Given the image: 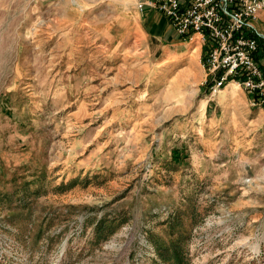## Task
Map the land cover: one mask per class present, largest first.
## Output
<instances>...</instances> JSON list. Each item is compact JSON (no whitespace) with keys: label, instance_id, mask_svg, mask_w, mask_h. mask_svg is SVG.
I'll return each mask as SVG.
<instances>
[{"label":"rangeland","instance_id":"obj_1","mask_svg":"<svg viewBox=\"0 0 264 264\" xmlns=\"http://www.w3.org/2000/svg\"><path fill=\"white\" fill-rule=\"evenodd\" d=\"M137 2L0 0V264H264V109Z\"/></svg>","mask_w":264,"mask_h":264},{"label":"built area","instance_id":"obj_2","mask_svg":"<svg viewBox=\"0 0 264 264\" xmlns=\"http://www.w3.org/2000/svg\"><path fill=\"white\" fill-rule=\"evenodd\" d=\"M137 8L157 10L184 39L200 37L213 90L234 81L253 106L264 109V70L253 23L264 0H138Z\"/></svg>","mask_w":264,"mask_h":264},{"label":"trees","instance_id":"obj_3","mask_svg":"<svg viewBox=\"0 0 264 264\" xmlns=\"http://www.w3.org/2000/svg\"><path fill=\"white\" fill-rule=\"evenodd\" d=\"M257 39H258V44H259V52H260L261 58H262L263 55H264V40H262L258 36H257ZM203 52H205V50ZM262 68L264 70V65L262 66ZM174 157L178 158V156H176V155ZM103 227H104L103 224L101 225V227H97L96 238L101 235L100 233L102 232ZM154 244L155 245H159L158 242H155ZM170 248L172 249L171 250L172 253H171V255L168 258L169 260L168 259L165 260L163 252L165 250H167V248H162L161 246L157 247V250H158V253H159V257L163 258L165 262L170 261V264H182V259L180 258V252L178 251V249L177 248H173L171 245H170Z\"/></svg>","mask_w":264,"mask_h":264},{"label":"crops","instance_id":"obj_4","mask_svg":"<svg viewBox=\"0 0 264 264\" xmlns=\"http://www.w3.org/2000/svg\"><path fill=\"white\" fill-rule=\"evenodd\" d=\"M165 20L168 22V20L166 18H165ZM256 22H257V25L255 26V24H254V27L256 29L257 36L259 38H261L262 40H264V31H260V29H259L260 26L261 27L263 26V28H264V11L259 12ZM258 61L261 63V65L264 64V55L261 58L260 52H259V60Z\"/></svg>","mask_w":264,"mask_h":264}]
</instances>
